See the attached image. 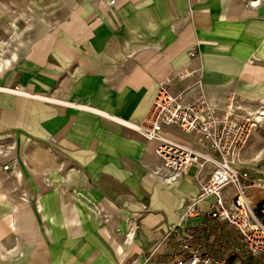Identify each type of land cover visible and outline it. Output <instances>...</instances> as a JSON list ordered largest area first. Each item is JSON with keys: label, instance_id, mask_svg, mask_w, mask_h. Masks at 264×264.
Listing matches in <instances>:
<instances>
[{"label": "crops", "instance_id": "crops-1", "mask_svg": "<svg viewBox=\"0 0 264 264\" xmlns=\"http://www.w3.org/2000/svg\"><path fill=\"white\" fill-rule=\"evenodd\" d=\"M175 73L187 76L173 79L174 92H200L218 112L234 95L255 112L264 0H0V264H175L184 255L180 240L210 218L213 198L180 220L208 173L196 178L191 167L169 179L157 142L130 128ZM162 136L196 148L175 127ZM247 198L257 205L264 192Z\"/></svg>", "mask_w": 264, "mask_h": 264}, {"label": "built area", "instance_id": "built-area-1", "mask_svg": "<svg viewBox=\"0 0 264 264\" xmlns=\"http://www.w3.org/2000/svg\"><path fill=\"white\" fill-rule=\"evenodd\" d=\"M189 56L194 59L196 54L190 52ZM186 76L185 73H175L166 79L160 85L144 121L130 128L146 141L157 142L154 153L169 179L183 177L191 167L197 170L196 178L207 171L199 193L186 203L180 220L197 217L200 203L213 198L208 216L234 228L244 254L264 264V199L252 205L247 198L249 189L257 188L264 192V187L257 182L251 186L242 184L250 181L242 155L252 134L264 123V103L255 112H249L243 110L231 95L224 109L218 112L200 92L189 88L172 91L173 79ZM165 127H175L193 135L196 148L181 146L163 137ZM142 210L146 207L142 206ZM182 240L187 243L190 236L182 238L181 243ZM184 248L189 250L192 264H228V258L218 262L208 252Z\"/></svg>", "mask_w": 264, "mask_h": 264}, {"label": "trees", "instance_id": "trees-1", "mask_svg": "<svg viewBox=\"0 0 264 264\" xmlns=\"http://www.w3.org/2000/svg\"><path fill=\"white\" fill-rule=\"evenodd\" d=\"M243 185L251 186L252 181H243ZM214 222L208 218L203 225L189 229L190 240L187 243L180 242V249L185 251L184 246L189 249H197L201 251L205 248L210 255H212L217 261H221L226 256L241 257V264H259L254 260L248 258L243 251L242 244L234 229L216 228ZM205 234L210 235L212 239L210 241L200 240L198 237H203ZM188 256V254H184ZM171 263H176L171 261Z\"/></svg>", "mask_w": 264, "mask_h": 264}, {"label": "rangeland", "instance_id": "rangeland-1", "mask_svg": "<svg viewBox=\"0 0 264 264\" xmlns=\"http://www.w3.org/2000/svg\"><path fill=\"white\" fill-rule=\"evenodd\" d=\"M18 9H20V8H18ZM14 11H16V7L13 8L11 10V12H8V15L14 18L16 16V14H15L16 12H14ZM18 13H19V15H22V14H24V11L21 10ZM17 16H18V14H17ZM22 16H24V15H22ZM15 22L16 21H14L12 23L13 25H11V24L9 25L11 27L10 31L18 30L17 28H15ZM249 112H251V111H249ZM242 157H243L244 165H245L244 170L248 174L249 180L253 182L252 184H255L257 182V184H260L262 187H264V123L250 137V139H249V141H248V143L244 149ZM194 172H195V170L192 169V170H190V172H187L186 175L192 176L194 174ZM183 254H188V256L183 255L182 257L178 258V260L176 261L175 264H178L180 261H183L182 262L183 264H192V262L190 260V256H189L190 255L189 250L188 251L185 250L183 252ZM152 258H155V257H152ZM152 258L150 257L149 260ZM145 260L146 259H144V261L135 262V263L119 262L117 264H145V263L147 264V262ZM230 264H241L240 263V257H238V256L232 257Z\"/></svg>", "mask_w": 264, "mask_h": 264}]
</instances>
